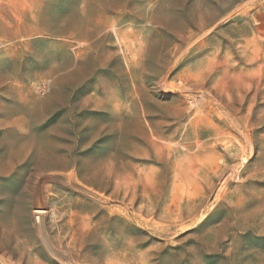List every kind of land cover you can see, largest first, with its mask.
<instances>
[{
  "label": "rangeland",
  "instance_id": "obj_1",
  "mask_svg": "<svg viewBox=\"0 0 264 264\" xmlns=\"http://www.w3.org/2000/svg\"><path fill=\"white\" fill-rule=\"evenodd\" d=\"M0 40V264H264V0H0Z\"/></svg>",
  "mask_w": 264,
  "mask_h": 264
},
{
  "label": "bare ground",
  "instance_id": "obj_2",
  "mask_svg": "<svg viewBox=\"0 0 264 264\" xmlns=\"http://www.w3.org/2000/svg\"><path fill=\"white\" fill-rule=\"evenodd\" d=\"M111 1V0H110ZM125 2V1H124ZM114 3V4H113ZM113 3H111V4H113V6H111V8H116V6H118L119 4H118V2L116 3V1H114ZM109 6V5H108ZM92 8V7H91ZM98 8V7H97ZM105 9V8H104ZM46 12V11H45ZM78 12L76 11V14H77ZM81 13V15L78 13L77 14V17H76V19L74 20V21H72V28L70 29V30H74V31H72V32H74V33H77L78 35H80V37L81 38H85L87 35H88V31H86L85 30V28H86V23H88L87 22V17L86 18H83V16H84V14L82 13V12H80ZM102 14V13H101ZM71 15V14H70ZM41 16V15H40ZM69 16V15H68ZM76 16V15H75ZM59 17V16H58ZM74 16H72L71 18H73ZM100 17V16H99ZM41 18H43V16L41 17ZM98 18V17H97ZM44 19H46V18H44ZM64 19V18H63ZM77 19H81V20H78V21H76ZM91 20V19H90ZM93 20V19H92ZM100 20H102V19H100ZM64 21V20H63ZM68 20H66V22H67ZM96 21V20H95ZM93 22V21H92ZM68 25V24H67ZM90 25V24H89ZM63 26V25H62ZM65 26V25H64ZM58 27V26H57ZM61 27V26H60ZM100 29V28H99ZM93 32V31H92ZM92 34V33H91ZM102 40V39H101ZM92 59V58H91ZM78 70V69H77ZM89 73V72H88ZM197 97V96H196ZM191 98V97H190ZM200 101V100H199ZM189 102V101H188ZM198 101L197 100H193L192 101V108H195L198 104ZM58 110V109H57ZM48 142V141H47ZM46 142V143H47ZM51 144V143H50ZM50 144H49V147H50ZM48 147V145H47V148H49ZM55 147V146H54ZM43 148V147H42ZM45 148V147H44ZM44 153H46V152H44ZM49 153V152H48ZM48 153H46V154H48ZM48 156V155H47ZM47 156H45V157H47ZM42 158V157H41ZM48 159V158H47ZM60 162V161H59ZM64 163V162H63ZM59 164V163H58ZM61 164V163H60ZM65 166V165H64ZM35 214H36V216H38V217H40V216H42L43 214H44V211H42V210H37L36 212H35Z\"/></svg>",
  "mask_w": 264,
  "mask_h": 264
},
{
  "label": "built area",
  "instance_id": "obj_3",
  "mask_svg": "<svg viewBox=\"0 0 264 264\" xmlns=\"http://www.w3.org/2000/svg\"><path fill=\"white\" fill-rule=\"evenodd\" d=\"M1 45H2V42H1V40H0V47H1Z\"/></svg>",
  "mask_w": 264,
  "mask_h": 264
}]
</instances>
